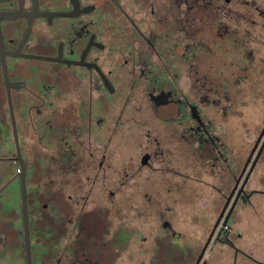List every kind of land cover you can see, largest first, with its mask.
Masks as SVG:
<instances>
[{"label": "flooded vegetation", "instance_id": "flooded-vegetation-1", "mask_svg": "<svg viewBox=\"0 0 264 264\" xmlns=\"http://www.w3.org/2000/svg\"><path fill=\"white\" fill-rule=\"evenodd\" d=\"M0 45L10 80L20 84L11 90L14 116L18 111L27 131L43 127L40 140L52 144L36 146L22 130L23 152L4 86L16 147L0 156V264H28L23 172L30 264H216L218 258L264 264V248L253 246L264 231L236 243L245 231L238 202L249 206L256 192H264L257 178L251 180L264 135L235 168L226 158L221 124L208 111L233 105L226 96L232 91L210 79L264 70V0H0ZM221 88L227 89L223 103L210 98ZM115 122L129 132L115 136ZM137 126L148 127L143 136L131 132ZM0 127L2 143L9 123L1 104ZM134 146L139 151L131 155L126 148ZM196 155L211 168L205 183L217 190V209L186 247L169 199L161 198L160 184L170 183L152 177L195 170ZM33 173L43 174L48 187ZM84 173L92 179L89 191L97 192L91 209L84 207ZM149 180L158 183L156 190ZM15 181L17 189L11 188ZM101 207L107 212L99 213Z\"/></svg>", "mask_w": 264, "mask_h": 264}, {"label": "rangeland", "instance_id": "rangeland-1", "mask_svg": "<svg viewBox=\"0 0 264 264\" xmlns=\"http://www.w3.org/2000/svg\"><path fill=\"white\" fill-rule=\"evenodd\" d=\"M264 53V48L262 49ZM232 63H237L235 61H232ZM244 62H242L243 64ZM264 63V62H263ZM245 65V64H244ZM260 67L263 68L264 64H260ZM254 67H256L254 65ZM242 77L240 78H234L232 76L227 77H220L216 79H210V82L215 85L216 83H220V80H222L221 86L224 88L227 87L229 91H232L230 93H227L226 96L228 99H230L231 103L227 104V108L225 110L220 108L211 109L208 107V111L210 113V117L213 118L216 122L221 124V130L226 138V158L228 162L234 161L236 164L234 165L235 168L240 167L241 162H245L249 159V151L251 150L252 144L255 141L256 137H259V133L264 127V70L261 72V69L257 66L255 68V71L251 74L246 75V73H242ZM236 85H239L241 87L240 92L235 91ZM221 88L218 93H210V98L214 97H221L222 103L224 100H226L225 94L222 92H226L227 89ZM15 118H16V130H18V137L20 141L21 149H23V146L25 145L24 142H26V135L25 133H22V130L25 132L31 133L32 137L35 139V145L36 146H47L48 148L52 145L50 141H48L47 138H44L40 140V134L43 133V127H38L37 129H29L27 131L26 126L24 123L20 122V115L18 111H15ZM5 122L9 123V132L4 128L3 131L5 132V139L4 142L0 143V156L2 158L9 157L12 151L16 147L15 139L13 133L10 132V122L9 119ZM84 127V126H83ZM83 127H80L81 134L85 135L87 134V130ZM91 130H95L97 127L92 126L90 127ZM131 127L123 125L122 123L115 122L114 125V132L113 134L115 136H121L129 132ZM148 127H145L147 129ZM2 130V128L0 127ZM103 136L106 138L107 136V126H103ZM144 128L137 126L132 127L131 132L135 135H144ZM9 134V135H8ZM27 134V133H26ZM38 137V138H37ZM80 139V138H79ZM81 140V139H80ZM80 149L83 150L81 142H79ZM254 148V147H253ZM252 148V149H253ZM119 148H116L118 150ZM121 150V149H120ZM126 150H130L129 154H134L135 151H139V147L134 146L131 149L126 148ZM22 151V150H21ZM24 152V149H23ZM22 152V153H23ZM38 155V152H35ZM118 153V152H117ZM24 154V153H23ZM136 154V153H135ZM255 156V155H254ZM253 156V157H254ZM117 157V155H116ZM120 157V156H119ZM119 157L115 159V164L118 163ZM264 154L262 155V158L254 167L253 173L251 176V180L254 178L258 180L257 188L260 189L264 186ZM44 159V158H37ZM5 161V159L3 160ZM195 164V170L193 169V166H191L189 169L184 171L185 173L183 175H165L164 177L160 175H152L154 180H165L170 183V186L167 185L168 183H162L160 184V191L162 192L161 198H168L170 207H171V219L173 220L175 228L182 229L183 233L185 234V246L191 247L192 241L194 239V236L206 226V223L208 222V216H213L216 213V202L214 200V195H216V189L212 188L210 185H207L206 181H211V177L209 176V173L211 171L210 169H206L204 167V164L201 159L198 158L196 155V158L194 159ZM29 164V163H28ZM42 165V164H41ZM244 166V163H243ZM30 168V167H29ZM16 169V167H15ZM28 175L30 169L27 170ZM91 177L93 174H90ZM43 174H31L32 179H35L36 182H42L41 184L42 188L45 186L48 187L49 183H45L42 179ZM86 173L83 174V187L87 189V200L85 201L84 207L86 209L94 208L93 199H96L94 197L95 194H97L94 189L89 191L88 186H90L92 179L85 180L86 179ZM6 177L8 178V173H6ZM5 177V178H6ZM100 177L98 179L99 184L98 187H101ZM153 180V181H154ZM105 182V181H104ZM158 183L153 184L152 180H149L148 182V188L150 190H156V186ZM20 186L19 181H15L13 186L11 188L17 189ZM214 186L219 187L218 183H215ZM27 192L30 193L33 188L28 181L26 184ZM220 188V187H219ZM264 188V187H263ZM229 190V186L227 188L222 189V194L227 193ZM102 194H107V190L103 191L100 190ZM261 191V190H259ZM96 192V193H95ZM73 193V192H72ZM68 194V192L66 193ZM142 194V193H141ZM64 195V194H63ZM88 195L90 198L88 199ZM218 195V194H217ZM141 196V195H139ZM158 196L156 195V198ZM217 198V196L215 197ZM43 203L45 200L42 201ZM243 201H239L238 205L236 207V210H242L241 213V219H243L245 222V231H240L239 237L236 236V243L241 242V239H246V236L249 235H262L264 231V192H256V194L253 196L251 204L249 206L243 205L241 207V204ZM105 207V206H104ZM104 207L98 208L100 211L99 213H105L107 212ZM117 213H120L118 210H116ZM76 213V211H75ZM89 214H93L96 218V212H91ZM94 218V219H95ZM111 219V218H110ZM253 220V221H252ZM246 223H248L246 227ZM179 226V227H178ZM196 245V243H195ZM257 250L259 248H264V237L260 238L255 244L253 245ZM247 261V260H246ZM250 264H258L257 262H249ZM248 263V264H249ZM216 264H227L226 262L220 260L219 258L216 260ZM240 264H243L240 262ZM261 264V263H259Z\"/></svg>", "mask_w": 264, "mask_h": 264}, {"label": "water", "instance_id": "water-1", "mask_svg": "<svg viewBox=\"0 0 264 264\" xmlns=\"http://www.w3.org/2000/svg\"><path fill=\"white\" fill-rule=\"evenodd\" d=\"M0 54H1V69H2L3 81H4L6 93H7V100H8L9 110H10V114H11L12 125L14 127V135H15L16 140L18 141L17 130L15 128L16 122H15V116H14L11 90H12V88L19 87L20 84L18 82H13L10 80L6 55L4 53V49H3L2 45H0ZM38 58H44V57H38ZM263 135H264V127H263V131H262L261 135L259 136L257 143H256V145L252 151H254L256 149V147L259 144L260 140L262 139ZM263 144H264V142H263ZM18 160H19L22 168H24V161L20 157L19 151H18ZM21 187H22V202H23V211H24V216H25V227H26L25 235H26L27 263L30 264V242H29V234H28V222L26 219V217H27V205H26V189H25V183H24V172L21 176Z\"/></svg>", "mask_w": 264, "mask_h": 264}, {"label": "crops", "instance_id": "crops-1", "mask_svg": "<svg viewBox=\"0 0 264 264\" xmlns=\"http://www.w3.org/2000/svg\"><path fill=\"white\" fill-rule=\"evenodd\" d=\"M0 104H1V110H2V117L5 122V119L8 120V112H7V105H6V100H5L3 77L1 73H0ZM263 187H261L259 190H264Z\"/></svg>", "mask_w": 264, "mask_h": 264}]
</instances>
